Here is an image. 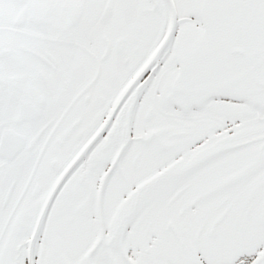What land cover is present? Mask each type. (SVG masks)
<instances>
[{"label":"snow or ice","instance_id":"6c2138e0","mask_svg":"<svg viewBox=\"0 0 264 264\" xmlns=\"http://www.w3.org/2000/svg\"><path fill=\"white\" fill-rule=\"evenodd\" d=\"M0 264H264V0H0Z\"/></svg>","mask_w":264,"mask_h":264}]
</instances>
